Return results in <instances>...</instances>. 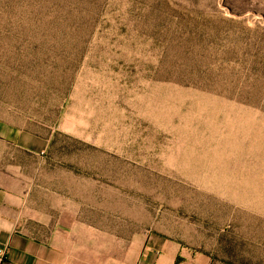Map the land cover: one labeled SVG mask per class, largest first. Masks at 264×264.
Wrapping results in <instances>:
<instances>
[{
	"label": "rangeland",
	"instance_id": "rangeland-1",
	"mask_svg": "<svg viewBox=\"0 0 264 264\" xmlns=\"http://www.w3.org/2000/svg\"><path fill=\"white\" fill-rule=\"evenodd\" d=\"M0 133L126 259L264 264V0H0Z\"/></svg>",
	"mask_w": 264,
	"mask_h": 264
},
{
	"label": "crops",
	"instance_id": "crops-1",
	"mask_svg": "<svg viewBox=\"0 0 264 264\" xmlns=\"http://www.w3.org/2000/svg\"><path fill=\"white\" fill-rule=\"evenodd\" d=\"M0 137L8 141L0 143V250L7 253L0 264H209L168 240L138 245L127 259L106 248L92 227L61 214L60 192L29 176L27 141Z\"/></svg>",
	"mask_w": 264,
	"mask_h": 264
},
{
	"label": "built area",
	"instance_id": "built-area-1",
	"mask_svg": "<svg viewBox=\"0 0 264 264\" xmlns=\"http://www.w3.org/2000/svg\"><path fill=\"white\" fill-rule=\"evenodd\" d=\"M6 251L0 250V259H5L6 258Z\"/></svg>",
	"mask_w": 264,
	"mask_h": 264
}]
</instances>
